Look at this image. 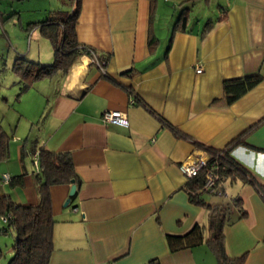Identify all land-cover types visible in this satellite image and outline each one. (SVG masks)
<instances>
[{
  "label": "crops",
  "instance_id": "crops-1",
  "mask_svg": "<svg viewBox=\"0 0 264 264\" xmlns=\"http://www.w3.org/2000/svg\"><path fill=\"white\" fill-rule=\"evenodd\" d=\"M162 1L176 9L164 25ZM182 1L80 0L77 41L108 53L105 70L117 81L83 55L66 77L36 80L17 99L31 102L38 136L12 133L0 161V178H12L0 179V191L21 204L38 202L32 158L41 146L70 152L78 178L66 204L71 183L49 186L48 264H218L205 242L175 251L166 242L206 224V204L229 206L227 254L241 257L237 264H264V79L230 103L223 95L224 80L264 77V0H194L214 6L213 16L189 13L185 29L175 24ZM15 48L26 52L24 42ZM40 82L50 89L35 93ZM105 109L125 113L128 124L104 123ZM236 137L230 155L262 190L236 177L223 181L221 193L203 190L205 204L192 201L180 163L209 157L198 142L220 149Z\"/></svg>",
  "mask_w": 264,
  "mask_h": 264
},
{
  "label": "trees",
  "instance_id": "trees-1",
  "mask_svg": "<svg viewBox=\"0 0 264 264\" xmlns=\"http://www.w3.org/2000/svg\"><path fill=\"white\" fill-rule=\"evenodd\" d=\"M73 1V6L70 9L58 8L53 11L54 16L33 23V26L39 27L41 34L49 39L53 49V61L49 64H40L39 61L27 60L23 55H20L23 57L15 59L12 69L20 81V93L16 96V99L36 80L50 78L57 73L62 77H66L71 65L83 55L90 57L92 62L98 63L104 77L117 81L114 76L105 70L110 55L77 41L75 26L80 11V0ZM193 2L194 0H184L180 3L185 4L182 5L175 24L180 20L182 29L186 25L185 20L188 19L189 12L192 11ZM217 19L219 18L217 17ZM152 41L153 38L150 37L148 43ZM131 72L132 68L125 69L120 72V76L127 75L129 77ZM262 79L264 77L260 73H253L241 78L224 80L223 95L225 102H232ZM127 88L130 92L133 91L132 87L127 86ZM7 138L8 136L4 134L0 123V161L8 157L9 142ZM239 142L241 140L236 137L220 149L199 142L196 144L210 154L207 167H212V170L219 174L221 179L234 180L238 177L253 183L261 189L262 185L259 182L257 183L252 174L230 155L232 146ZM37 161L38 169L35 171L34 178L37 182L39 198L35 205L18 203L12 200L8 194L0 191V216H7L6 223L14 230L12 247L14 255L10 260V264H48L53 248L52 226L55 222L51 210L49 186L71 183V179H74L76 184L78 180L71 154L68 151H54L41 146L38 149ZM11 178L9 175L10 180ZM0 179L3 181L2 176ZM203 183L204 176L202 173L188 179L186 189L192 201L205 204L199 197L204 192L202 189ZM75 195L76 190L74 194L69 195V199L71 200ZM240 199V197H236L234 200L239 201ZM206 208L208 209L206 224H195L184 235L166 236L169 250L175 251L205 242L216 256L218 264L239 263L241 257H230L224 245V225L228 222L229 206L227 204H206ZM241 211L242 214L245 212Z\"/></svg>",
  "mask_w": 264,
  "mask_h": 264
},
{
  "label": "rangeland",
  "instance_id": "rangeland-1",
  "mask_svg": "<svg viewBox=\"0 0 264 264\" xmlns=\"http://www.w3.org/2000/svg\"><path fill=\"white\" fill-rule=\"evenodd\" d=\"M67 3L68 0H0V123L4 134L8 136L9 146L13 144L11 141L13 132L30 141L38 136V121L31 119L36 114V111L29 107L31 102L24 99L20 103L16 99L20 93V81L12 69L14 61L17 57L23 56L27 60L39 61L40 64H49L53 61V49L49 39L41 34L39 27L33 26V23L54 16L53 11L58 8L65 9ZM193 8L194 10L189 13L194 18L202 10L205 12L204 15L207 13L209 16H213L214 6L207 10L206 4L196 3ZM158 9L161 13L159 20L161 25L166 22L169 23L170 19L172 21L176 9L171 8L170 2L162 1V5ZM23 42L26 52L24 54L18 53V55L15 45ZM61 78L62 75L57 73L53 76L52 81L58 82ZM34 87L35 93H42V91L50 89L46 82L34 84ZM16 127L17 131H15ZM220 179L221 176L219 175V180L216 179L213 184V192H222L224 179ZM218 183L220 187H218ZM208 191L211 192V190ZM4 229L6 230L2 232ZM0 231V264H9L14 255L12 248L14 230L3 221L1 216Z\"/></svg>",
  "mask_w": 264,
  "mask_h": 264
},
{
  "label": "built area",
  "instance_id": "built-area-1",
  "mask_svg": "<svg viewBox=\"0 0 264 264\" xmlns=\"http://www.w3.org/2000/svg\"><path fill=\"white\" fill-rule=\"evenodd\" d=\"M195 70L196 72H200L202 68L200 65H196ZM101 118L104 123H115L119 125L128 124V120L126 118L125 113L119 110L105 109L101 113ZM37 153L38 152H36L32 158L33 164L35 165L36 169H38ZM209 159H210V154L209 157H207V159H201L199 157H196L195 155H192L188 157L185 161L180 163L179 168L187 178H193L194 176L202 173L204 176V183L202 189L211 190L213 192V184L216 181V179L219 180V175L212 170V167L211 168L207 167V162ZM2 178L3 181L8 182L9 175L7 173H4L2 175ZM1 217L3 218L4 222L7 221L8 218L7 216H1Z\"/></svg>",
  "mask_w": 264,
  "mask_h": 264
},
{
  "label": "water",
  "instance_id": "water-1",
  "mask_svg": "<svg viewBox=\"0 0 264 264\" xmlns=\"http://www.w3.org/2000/svg\"><path fill=\"white\" fill-rule=\"evenodd\" d=\"M76 190V184H75V180L74 179H71V186H70V189H69V195H72L74 194ZM69 201V198L65 201V204Z\"/></svg>",
  "mask_w": 264,
  "mask_h": 264
},
{
  "label": "clouds",
  "instance_id": "clouds-1",
  "mask_svg": "<svg viewBox=\"0 0 264 264\" xmlns=\"http://www.w3.org/2000/svg\"><path fill=\"white\" fill-rule=\"evenodd\" d=\"M188 179H190V178H188Z\"/></svg>",
  "mask_w": 264,
  "mask_h": 264
}]
</instances>
